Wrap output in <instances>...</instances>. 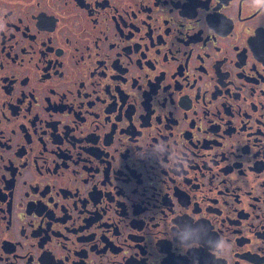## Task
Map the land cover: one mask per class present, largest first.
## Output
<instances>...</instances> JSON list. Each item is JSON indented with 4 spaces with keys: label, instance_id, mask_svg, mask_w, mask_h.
<instances>
[{
    "label": "flooded vegetation",
    "instance_id": "flooded-vegetation-1",
    "mask_svg": "<svg viewBox=\"0 0 264 264\" xmlns=\"http://www.w3.org/2000/svg\"><path fill=\"white\" fill-rule=\"evenodd\" d=\"M0 264H264V0H0Z\"/></svg>",
    "mask_w": 264,
    "mask_h": 264
}]
</instances>
